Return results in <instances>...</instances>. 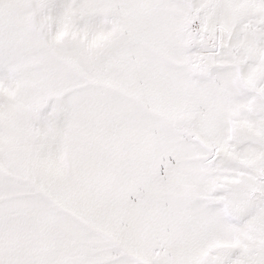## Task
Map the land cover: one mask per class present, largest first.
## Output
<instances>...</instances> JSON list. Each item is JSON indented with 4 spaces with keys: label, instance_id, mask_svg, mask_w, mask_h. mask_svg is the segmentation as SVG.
<instances>
[{
    "label": "snow or ice",
    "instance_id": "snow-or-ice-1",
    "mask_svg": "<svg viewBox=\"0 0 264 264\" xmlns=\"http://www.w3.org/2000/svg\"><path fill=\"white\" fill-rule=\"evenodd\" d=\"M0 264H264V0H0Z\"/></svg>",
    "mask_w": 264,
    "mask_h": 264
}]
</instances>
